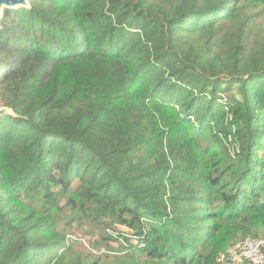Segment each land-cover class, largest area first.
<instances>
[{
    "label": "trees",
    "instance_id": "trees-1",
    "mask_svg": "<svg viewBox=\"0 0 264 264\" xmlns=\"http://www.w3.org/2000/svg\"><path fill=\"white\" fill-rule=\"evenodd\" d=\"M0 109V264H219L264 238V0L5 8Z\"/></svg>",
    "mask_w": 264,
    "mask_h": 264
},
{
    "label": "built area",
    "instance_id": "built-area-1",
    "mask_svg": "<svg viewBox=\"0 0 264 264\" xmlns=\"http://www.w3.org/2000/svg\"><path fill=\"white\" fill-rule=\"evenodd\" d=\"M219 264H264V239L246 238L218 258Z\"/></svg>",
    "mask_w": 264,
    "mask_h": 264
},
{
    "label": "water",
    "instance_id": "water-1",
    "mask_svg": "<svg viewBox=\"0 0 264 264\" xmlns=\"http://www.w3.org/2000/svg\"><path fill=\"white\" fill-rule=\"evenodd\" d=\"M28 7V0H0V15L5 8L16 9ZM8 113L7 109H0V115Z\"/></svg>",
    "mask_w": 264,
    "mask_h": 264
},
{
    "label": "rangeland",
    "instance_id": "rangeland-1",
    "mask_svg": "<svg viewBox=\"0 0 264 264\" xmlns=\"http://www.w3.org/2000/svg\"><path fill=\"white\" fill-rule=\"evenodd\" d=\"M2 13V12H1ZM62 230H64V231H66V229H65V227H63V225H62ZM86 230V229H85ZM82 231H83V229H82ZM264 239V238H263ZM135 240H133L132 242H134ZM135 243V242H134ZM114 246H117L116 244H114Z\"/></svg>",
    "mask_w": 264,
    "mask_h": 264
}]
</instances>
